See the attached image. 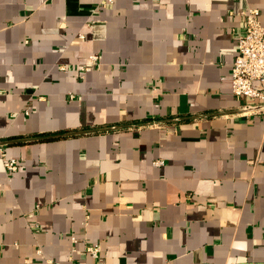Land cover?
Listing matches in <instances>:
<instances>
[{
  "label": "crops",
  "instance_id": "1",
  "mask_svg": "<svg viewBox=\"0 0 264 264\" xmlns=\"http://www.w3.org/2000/svg\"><path fill=\"white\" fill-rule=\"evenodd\" d=\"M97 2L0 0V264H264V109L230 76L264 0Z\"/></svg>",
  "mask_w": 264,
  "mask_h": 264
},
{
  "label": "built area",
  "instance_id": "2",
  "mask_svg": "<svg viewBox=\"0 0 264 264\" xmlns=\"http://www.w3.org/2000/svg\"><path fill=\"white\" fill-rule=\"evenodd\" d=\"M114 0H98L96 6H106L113 3ZM243 19V30L236 36L237 53L233 58L230 69L231 76V92L236 97H241L253 103H264V25L261 24L259 9L251 6H246L240 11ZM88 26H90L88 24ZM78 37L83 38L84 34L79 33ZM99 64V56L91 53L87 56L84 63L76 66V70L80 76L84 72L95 68ZM61 69H66L64 65ZM74 96L71 94L70 98ZM155 164L161 165L163 160H155ZM5 170L9 173L15 172L18 169V162L14 158H9L4 161ZM71 242L74 244L75 238L71 237ZM85 251L94 259V264H103L100 256V247L98 244L85 245ZM75 248L72 246L71 251ZM36 253L42 254L38 247ZM71 264H79L71 257ZM45 264H55L53 259L44 258ZM164 264H170L165 262Z\"/></svg>",
  "mask_w": 264,
  "mask_h": 264
},
{
  "label": "water",
  "instance_id": "3",
  "mask_svg": "<svg viewBox=\"0 0 264 264\" xmlns=\"http://www.w3.org/2000/svg\"><path fill=\"white\" fill-rule=\"evenodd\" d=\"M255 109H264V103L256 104V105H249V106H246V107L242 108V110H255ZM101 130H103V129H91V130H88V131H101ZM81 132H85V131H71V132H66V133H62V134H59V135H65V134L69 135V134L81 133ZM5 142H8V141L0 140V144L5 143Z\"/></svg>",
  "mask_w": 264,
  "mask_h": 264
}]
</instances>
